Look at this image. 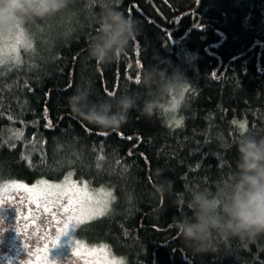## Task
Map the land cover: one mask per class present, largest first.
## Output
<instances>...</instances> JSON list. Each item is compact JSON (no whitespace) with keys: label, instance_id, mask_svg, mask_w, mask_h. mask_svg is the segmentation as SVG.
Wrapping results in <instances>:
<instances>
[{"label":"trees","instance_id":"1","mask_svg":"<svg viewBox=\"0 0 264 264\" xmlns=\"http://www.w3.org/2000/svg\"><path fill=\"white\" fill-rule=\"evenodd\" d=\"M106 8L135 19L140 34L119 60L97 65L88 44ZM23 30L27 43L0 64V183L70 178L107 189L110 210L78 233L124 264H264V237L194 253L173 227L193 196L221 194L239 139L264 136V0H69ZM157 62L181 81L149 118L137 78ZM85 80L93 100L127 92L141 103L119 129L97 128L68 106ZM161 180L171 181L163 197Z\"/></svg>","mask_w":264,"mask_h":264},{"label":"clouds","instance_id":"2","mask_svg":"<svg viewBox=\"0 0 264 264\" xmlns=\"http://www.w3.org/2000/svg\"><path fill=\"white\" fill-rule=\"evenodd\" d=\"M69 0H0V35L43 21L63 12ZM140 34L138 22L113 8L102 10L96 19L95 34L88 44V58L97 65L119 60ZM181 76L159 62L145 68L140 85L145 90L142 113L154 115L161 100L175 88ZM91 82L85 80L68 98L74 118L103 130L119 129L127 122L129 113L141 103L136 93L110 95L107 99L93 100ZM236 170L227 179L218 196L204 193L191 198V215L175 219L173 227L185 246L194 253L218 250L221 244L232 241L247 247L264 237V136L243 135L236 145ZM157 175H161L157 171ZM154 194L165 196L171 181L161 180L154 186ZM226 196V199H221ZM0 227H4L0 220Z\"/></svg>","mask_w":264,"mask_h":264},{"label":"rangeland","instance_id":"3","mask_svg":"<svg viewBox=\"0 0 264 264\" xmlns=\"http://www.w3.org/2000/svg\"><path fill=\"white\" fill-rule=\"evenodd\" d=\"M15 35L16 30L12 33V36ZM21 44L23 43L13 41L9 33L0 35V61H9V59L13 58L14 53H20L18 47ZM16 49L17 51H15ZM172 102L176 104L177 100ZM168 109H170V106ZM67 179L69 178L60 181L40 179L33 183L10 180L0 183V198L7 195L11 201V203H5L0 206V220L3 221L4 225V227H0V229H3L0 231V264H38V261L42 260L44 253L37 250L43 249L45 245L49 249L47 253L48 264H85V258L78 253H82L85 249L99 248L103 245L90 244L79 235L78 229L80 226L93 217L85 215L78 222L68 220V216L63 213L60 206L61 203L67 206L66 200L51 205L50 213L46 214L43 212V206L40 210H37L36 206L31 203L33 199H37L40 196L39 190L33 193L8 187V185L15 183L23 184L26 188L31 189L41 182L64 185ZM71 181L81 186L86 184L85 182L77 183L76 181ZM90 189L98 192L101 187H90ZM104 190L110 192L107 189ZM22 200L23 203H21ZM20 213L25 216H34L35 219L30 218L29 221L25 222L21 219ZM56 213H59V215H56V222H53L51 217ZM66 221L70 224L67 233L60 238L58 245L52 248V241L56 240V237L60 235ZM73 223H75V226L71 225ZM108 258L119 262V264H124L120 258L110 252Z\"/></svg>","mask_w":264,"mask_h":264},{"label":"snow or ice","instance_id":"4","mask_svg":"<svg viewBox=\"0 0 264 264\" xmlns=\"http://www.w3.org/2000/svg\"><path fill=\"white\" fill-rule=\"evenodd\" d=\"M8 33L13 41L17 43H27L26 33L22 27H18L16 29L15 36H12L13 31ZM28 46L31 47L30 44H28ZM0 63H3V61H0ZM139 82L140 80L137 78V83ZM113 94L114 93H110V95ZM181 123L182 121H177L176 126L179 127ZM239 126L242 131L246 130V124H240ZM8 187L33 193L39 190L41 193L40 196L37 199H33L31 203L36 206L37 210H40L43 206V212L46 214L50 213L51 205L60 203L62 200H66L67 206H64L62 203L60 205L62 211L68 216V220L76 222H78L85 215L91 216L93 218H99L106 215L110 210V198L114 200L112 194L105 191L103 188L97 192L90 189L89 185L87 184L81 186L72 182L70 178L65 181L64 185L46 184L41 182L39 185L34 186L31 189L26 188L23 184L15 183L8 185ZM5 203H11L7 195L3 198H0V206L4 205ZM21 203H23V200ZM19 215L25 222L29 221L30 218L35 219L34 216H25L23 213H20ZM56 215H59V213H56L51 217L53 222H56ZM71 225L75 226V223ZM69 226L70 224L66 221L60 235L56 237V240L52 241V248L58 245L60 238L67 233ZM2 230L3 229H0V231ZM37 251L44 253L42 260L38 261V264H48L47 253L49 249L47 245H45L43 249H38ZM109 252L110 249L107 245H101L99 248L85 249L82 253L78 254L83 255L85 258V264H119V262L110 260L108 258Z\"/></svg>","mask_w":264,"mask_h":264}]
</instances>
